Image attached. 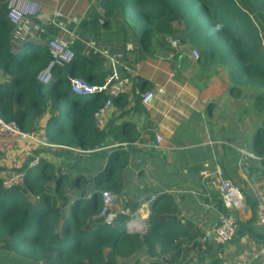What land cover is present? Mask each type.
<instances>
[{"label": "trees", "instance_id": "1", "mask_svg": "<svg viewBox=\"0 0 264 264\" xmlns=\"http://www.w3.org/2000/svg\"><path fill=\"white\" fill-rule=\"evenodd\" d=\"M8 1L0 0V118L28 134L35 123H46V142L57 147L48 150L68 156L73 150L91 151L85 155L92 159V167L74 163L65 172L44 158L32 168L31 156L17 171L24 175L22 185L6 189L4 178L0 179V264H119V259L142 249L151 258L173 250L167 264H175L178 247L174 246L181 235L176 224L166 225L167 219L175 221V210L167 202L152 203L145 234L126 233V224L135 223L132 216H120L111 226L100 216L102 192L118 198L123 191L118 176L122 148L111 149L116 152L113 155L104 152L108 133L93 121L107 99L88 101L73 95L69 86V79L76 77L102 84L103 80L92 81L93 66L100 57H83V45L76 43L74 61L65 68L54 67L53 79L46 85L42 74L51 54L34 40L23 45L11 41ZM96 5L78 35L100 39L103 30L135 38L141 32L143 51L154 48L160 36H164L162 44H168V38L177 39L178 51L168 44L173 67L181 59L180 50H199L198 60L204 65L228 69L233 95L239 97L242 90L262 91L254 93V100L255 110L264 117V0H97ZM97 7L103 10L101 15ZM174 22L179 29L173 27ZM43 27L47 36L60 33L56 26ZM133 86L138 85L133 81ZM116 100L121 101V96ZM256 135L262 155L264 129ZM136 210L132 208L131 213Z\"/></svg>", "mask_w": 264, "mask_h": 264}, {"label": "crops", "instance_id": "2", "mask_svg": "<svg viewBox=\"0 0 264 264\" xmlns=\"http://www.w3.org/2000/svg\"><path fill=\"white\" fill-rule=\"evenodd\" d=\"M65 1L58 0L57 6H67ZM73 11L71 8L68 15L75 19ZM84 12L83 8L81 15ZM100 39L134 46L125 63L133 70L138 86L132 85L121 101L113 100L103 125L108 133L104 152L113 155L116 152L112 150L120 147L118 161L127 159L121 173V208H136L134 222L144 225L152 203L167 202L174 208L175 221L167 219L166 225L176 224L181 235L174 246L178 247L175 264H264V259L255 256L264 245V228L257 218L258 208L264 204V154L258 153L255 144L264 117L255 110V92L242 90L239 97L233 95L229 76L220 73L223 69L210 71L189 49L180 50L181 59L173 67L168 44H154L143 51L141 41L131 35L103 30ZM100 60L93 66L94 83L109 74ZM148 91L155 97L145 106L139 96ZM35 125L43 131V122ZM157 137L162 140L160 145ZM40 138L46 141L44 132ZM126 138L133 139L132 143L122 142ZM34 145L28 139L0 134V179L8 175L3 153L15 158L18 164L12 167L19 168L20 159L26 161ZM40 149L47 159L48 149ZM246 155L249 160L243 163ZM221 179L232 181L245 197L244 208L234 213L238 230L229 244H221L212 235L226 215L218 189ZM207 234L211 236L203 242ZM172 253L151 258L142 249L118 263L167 264Z\"/></svg>", "mask_w": 264, "mask_h": 264}, {"label": "built area", "instance_id": "3", "mask_svg": "<svg viewBox=\"0 0 264 264\" xmlns=\"http://www.w3.org/2000/svg\"><path fill=\"white\" fill-rule=\"evenodd\" d=\"M41 12L42 8L31 1H8L6 17L13 27L11 41L15 44L23 45L34 40L40 45V48L45 44L46 50L50 52L52 57L49 65L42 74V80L46 85L53 79L52 70L54 67L59 66L65 68L74 61L75 54L73 47L76 43H81L83 45V57L90 58L98 56L104 60L109 74L103 80L102 84H91L79 77L69 79V86L73 95L84 99H90L91 101L98 97L107 99L103 108L93 117L95 126L98 129H103L104 120L108 111L113 106V100L124 95L132 88L134 72L126 65L125 58L127 53L134 50V46L129 43L119 44L104 41L102 39L86 40L77 34L76 28H71V25L67 23V17L58 10L52 13L50 25L56 26L60 30L62 37L49 39L45 36L44 27L34 21ZM33 30H36V35H33ZM167 42L173 50H179L181 45L179 40L168 38ZM193 54L194 57L196 56L195 59L199 58L197 52ZM139 97L141 104L147 106L152 102L155 96L152 92L148 91L140 94ZM0 134H10L17 137L19 140H31L42 149L57 148L56 146L48 144L46 141H39L33 138V136L21 130L15 123H6L1 118ZM161 141L162 140L157 137L158 145H160ZM73 151L80 154L91 153V151ZM39 162V159L34 157L30 167H37ZM23 183L24 175L20 173L12 174L4 179V186L6 189L18 187ZM218 189L222 200V207L227 211V214L222 218L212 235L221 244H229L235 239L238 230L234 213L244 208L245 197L242 191L228 179H221ZM101 201L103 207L100 216L104 219L106 225L111 226L115 224L120 216H133L129 209L118 206V198L111 192H102ZM257 218L258 224L264 228V204H260ZM134 225L135 223H127L125 226L126 232L132 233V226ZM210 236L211 234H207L203 238V242H206ZM255 256L264 259V245Z\"/></svg>", "mask_w": 264, "mask_h": 264}, {"label": "rangeland", "instance_id": "4", "mask_svg": "<svg viewBox=\"0 0 264 264\" xmlns=\"http://www.w3.org/2000/svg\"><path fill=\"white\" fill-rule=\"evenodd\" d=\"M28 1H31L32 3H34L37 6L42 8L41 14L34 20L37 24H40L43 27V24L45 23L47 26L53 27L54 25H50V22H51V19H52L51 15H52L53 12H55V10H58V11H60L62 14H64L67 17V23L71 25V28H76L77 29V34H79V29H80V26H81L82 22L86 19V17L92 11L91 10L92 7L97 6L96 5L97 4V0H88V1L86 0V2L84 0H67V1L63 0V1H65L66 5H67V6H63V7H61V6L58 7L57 6V1L58 0H28ZM7 5H8V3H7ZM55 8H57V9H55ZM71 8H74L73 12L76 13V18L75 19L72 18V17H74V15H71V14L68 15V13L71 10ZM83 8H84V11H87V12L86 13L84 12L85 14L83 13L81 15ZM102 11L100 10V8L97 7V13L98 12H99V14L103 13ZM100 25H101V22H100ZM173 27L175 29H179L178 24L176 22L173 23ZM36 33H37L36 30H33V35H36ZM43 36H44V34H43ZM45 36L48 37L49 39L52 38L50 36H47L46 34H45ZM142 36H143V33H141V32H139L138 35L135 38L131 35V37L133 39L140 40V41L142 39ZM87 38H88V40H97L94 37L92 38L90 36H88ZM163 40H164V36H160V37H158L156 43H162ZM156 43H154V44H156ZM41 49L42 50H46L45 44L42 45ZM194 52H197L198 57H200V51L199 50L192 51V54ZM193 57H194V54H193ZM205 67H206V65H205ZM209 69H210V71H213L215 73H218L219 70L223 69V71L220 72V73H222V74H224L225 76L228 77V75L226 73V71L228 69L223 68V67H221L218 64H214V66H211ZM254 92H256V94H257V93H260L262 91H254ZM87 100L90 101V99H87ZM42 126H43V130H44V123H43ZM34 127H35V129L32 130L34 133L33 132L30 133V136H33V138H36L39 141H41L40 137H41V134L44 131H41V130L39 131V129H37V125H35ZM40 132H42V133H40ZM17 140H19V139L17 138ZM42 141H44V140H42ZM34 146L36 148L35 147L30 148L29 156L25 160L29 159L31 156H33L35 158H38V159H44L42 157V155L43 154L45 155V153H44L43 150L40 149L41 147H38L36 144ZM43 149H47V148H43ZM47 153H48L47 156H49V157L46 160L50 164L54 165L57 168H61L65 172H70L72 166L75 165L74 163L79 164V166L85 165V166H88V167H92V159L91 160L89 159V156H88L89 154L85 155V154H80V153L77 154V152H71V155L68 156L66 153L58 152V151L54 152L51 149L47 150ZM6 155H7V152H4L3 156H5V161H6L5 164H7V168H5L6 169L5 171L8 174L5 178L9 177L12 174L17 173V171H18L17 167L16 168L12 167V165L18 164V163H16L15 158H11L9 156L7 158ZM126 160L127 159H123V161L120 163L119 167L121 169V172L118 174L119 177H121V173L125 169L124 166L127 165V161ZM20 161H22L21 162L22 164L25 162V161L23 162L22 159H20ZM22 164H21V166H22ZM122 202H124V200L122 201L121 197L118 198V202L117 203H118L119 207H121V203ZM140 216L141 215H137L136 218H140ZM142 219H146V218H142ZM142 225H143V231H146V229H147L146 226L144 224H142Z\"/></svg>", "mask_w": 264, "mask_h": 264}, {"label": "water", "instance_id": "5", "mask_svg": "<svg viewBox=\"0 0 264 264\" xmlns=\"http://www.w3.org/2000/svg\"><path fill=\"white\" fill-rule=\"evenodd\" d=\"M260 128L264 129V121H262ZM245 151L249 154V149L245 148ZM248 160H249L248 156L247 155L244 156L243 163L247 162ZM133 232H137V233H141V234H145L146 233V231H143V230H133Z\"/></svg>", "mask_w": 264, "mask_h": 264}, {"label": "bare ground", "instance_id": "6", "mask_svg": "<svg viewBox=\"0 0 264 264\" xmlns=\"http://www.w3.org/2000/svg\"><path fill=\"white\" fill-rule=\"evenodd\" d=\"M133 230H141L143 229L142 223H135L134 226H132Z\"/></svg>", "mask_w": 264, "mask_h": 264}]
</instances>
